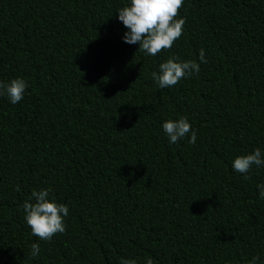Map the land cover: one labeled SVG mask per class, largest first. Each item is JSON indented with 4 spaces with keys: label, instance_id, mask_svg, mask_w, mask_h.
Returning a JSON list of instances; mask_svg holds the SVG:
<instances>
[{
    "label": "trees",
    "instance_id": "16d2710c",
    "mask_svg": "<svg viewBox=\"0 0 264 264\" xmlns=\"http://www.w3.org/2000/svg\"><path fill=\"white\" fill-rule=\"evenodd\" d=\"M126 6L0 0V82L29 85L0 95V264H264V167H232L264 155V0H184L156 56L124 42ZM173 56L200 71L162 89L152 72ZM182 117L195 144L169 143ZM42 189L69 209L50 241L24 219Z\"/></svg>",
    "mask_w": 264,
    "mask_h": 264
},
{
    "label": "clouds",
    "instance_id": "9594fccd",
    "mask_svg": "<svg viewBox=\"0 0 264 264\" xmlns=\"http://www.w3.org/2000/svg\"><path fill=\"white\" fill-rule=\"evenodd\" d=\"M183 3L184 0H130V6L117 11L119 21L129 30L124 34V42L129 45L138 43V50L150 56L171 49L183 32L185 20L177 18ZM199 61L206 63L203 49L199 52ZM199 71L200 65L196 61H179L178 57L173 56L159 65L158 72H152V79L160 88H169L175 86L182 78L193 73L198 74ZM28 86L22 78L13 79L9 83L0 82V95L6 94L12 104H17L24 98ZM162 127L171 144H176L190 132L189 142H196V132L191 130V124L186 117L168 120ZM253 166L264 167V155L259 148L251 154L238 156L232 164L233 170L243 174L246 180ZM257 189L259 198L264 199V183L258 184ZM49 192L50 189H42L39 192L33 190L23 204L26 213L24 219L31 229V234L43 241H50L56 234L65 232L64 217L69 213L66 205L49 199ZM31 247L32 256H38L39 244L33 243ZM259 259V256L254 257L250 264H257ZM120 264H137V261L122 259ZM145 264H154V261L148 258Z\"/></svg>",
    "mask_w": 264,
    "mask_h": 264
}]
</instances>
